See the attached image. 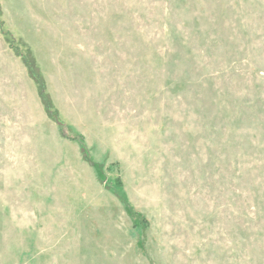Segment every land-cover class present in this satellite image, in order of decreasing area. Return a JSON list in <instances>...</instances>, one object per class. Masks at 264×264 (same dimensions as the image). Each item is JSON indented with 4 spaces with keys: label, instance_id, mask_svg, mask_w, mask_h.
Instances as JSON below:
<instances>
[{
    "label": "rangeland",
    "instance_id": "obj_1",
    "mask_svg": "<svg viewBox=\"0 0 264 264\" xmlns=\"http://www.w3.org/2000/svg\"><path fill=\"white\" fill-rule=\"evenodd\" d=\"M0 264H264V0H0Z\"/></svg>",
    "mask_w": 264,
    "mask_h": 264
}]
</instances>
